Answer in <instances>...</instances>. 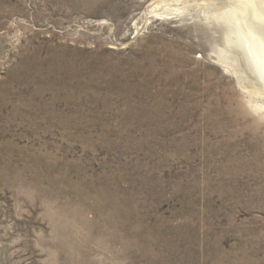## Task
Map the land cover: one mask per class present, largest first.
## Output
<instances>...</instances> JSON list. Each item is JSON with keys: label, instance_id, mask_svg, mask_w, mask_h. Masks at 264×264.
I'll use <instances>...</instances> for the list:
<instances>
[{"label": "rangeland", "instance_id": "374dc122", "mask_svg": "<svg viewBox=\"0 0 264 264\" xmlns=\"http://www.w3.org/2000/svg\"><path fill=\"white\" fill-rule=\"evenodd\" d=\"M153 1L0 0V264H264V85Z\"/></svg>", "mask_w": 264, "mask_h": 264}, {"label": "bare ground", "instance_id": "6f19581e", "mask_svg": "<svg viewBox=\"0 0 264 264\" xmlns=\"http://www.w3.org/2000/svg\"><path fill=\"white\" fill-rule=\"evenodd\" d=\"M263 2L264 0H154L149 7V14L161 16L162 11L165 10L163 13L168 16L173 13L179 14L185 11L190 13L189 15L194 19L195 14H201L202 17H199L200 19L202 18V21H205V23L203 22L204 27L208 28L204 29L209 31L214 26L210 21L217 19L214 22H218L216 25L218 29L216 30L217 32L219 31L218 36L220 42H222L221 45L232 50L235 54L233 56L237 57L241 63L240 66L242 65L248 72L247 75H251L254 80L260 82L259 84L262 83L261 85H264ZM172 5L175 6L173 8L176 10H172ZM223 8L224 11L221 10ZM214 13L215 15L213 16ZM207 23L209 24L207 25ZM212 29L215 30L214 28ZM205 33L208 36H213L212 40L214 39L215 34H211L212 31L211 33L205 31ZM224 52L216 53V60L218 62L223 64V60L226 58L236 60L232 56H229L230 53L226 56ZM228 52L226 50V53Z\"/></svg>", "mask_w": 264, "mask_h": 264}]
</instances>
